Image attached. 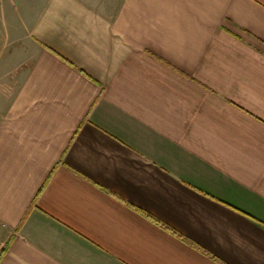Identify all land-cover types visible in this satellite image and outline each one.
I'll return each instance as SVG.
<instances>
[{
    "label": "crops",
    "instance_id": "crops-1",
    "mask_svg": "<svg viewBox=\"0 0 264 264\" xmlns=\"http://www.w3.org/2000/svg\"><path fill=\"white\" fill-rule=\"evenodd\" d=\"M0 264H264V0H0Z\"/></svg>",
    "mask_w": 264,
    "mask_h": 264
}]
</instances>
